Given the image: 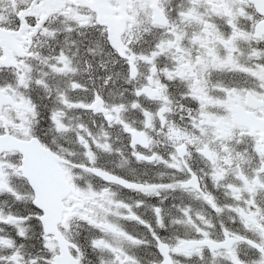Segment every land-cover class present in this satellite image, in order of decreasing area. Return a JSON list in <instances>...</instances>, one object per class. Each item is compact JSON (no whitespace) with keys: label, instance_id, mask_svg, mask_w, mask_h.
<instances>
[{"label":"snow or ice","instance_id":"obj_1","mask_svg":"<svg viewBox=\"0 0 264 264\" xmlns=\"http://www.w3.org/2000/svg\"><path fill=\"white\" fill-rule=\"evenodd\" d=\"M0 264H264V0H0Z\"/></svg>","mask_w":264,"mask_h":264}]
</instances>
